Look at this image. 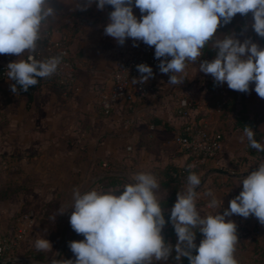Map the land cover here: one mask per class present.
Masks as SVG:
<instances>
[{"label": "crops", "instance_id": "1", "mask_svg": "<svg viewBox=\"0 0 264 264\" xmlns=\"http://www.w3.org/2000/svg\"><path fill=\"white\" fill-rule=\"evenodd\" d=\"M51 3L58 16L50 20L43 38H68L69 55L77 64L76 90L65 93L58 85L40 83L26 93L18 89L14 94L10 87L14 81H0V234L12 235L23 215L32 223L15 255L51 264L62 246L57 260H75L69 242L84 237L69 223L74 188L82 192L93 187L107 189L112 187L107 176L124 177L127 183L138 171L151 172L159 181V171L166 164L191 165L188 151L174 142L187 122L179 114L183 99L190 103L189 119L197 122L205 118L210 129L223 135V153L191 170L201 175V188L210 187L222 204L219 210L210 209L211 199H202L203 205L197 207L201 215L223 214L228 209L223 201L227 184L241 191L242 179L264 161V152L251 148L246 137L242 139L245 126H250L254 138L264 146V98L256 94L254 83L249 93H242L226 83L215 85L210 74L187 65L181 85H170V76L154 73L146 100L133 104L119 101L104 113L94 95L134 41L128 38L119 45L104 34L112 6L100 11L93 4L81 11L74 7L77 0ZM247 38L264 47V38L254 31ZM26 54H0V64L24 59ZM220 100L227 102L224 107L219 106ZM128 146L130 150H126ZM163 194L159 190L160 198ZM59 208L68 210L60 215ZM228 219L236 221L234 215ZM247 220V227L250 223L255 228L258 243H264V225L254 215ZM38 238H47L52 250L37 251L34 244ZM30 253L45 260L54 256L45 262Z\"/></svg>", "mask_w": 264, "mask_h": 264}, {"label": "clouds", "instance_id": "2", "mask_svg": "<svg viewBox=\"0 0 264 264\" xmlns=\"http://www.w3.org/2000/svg\"><path fill=\"white\" fill-rule=\"evenodd\" d=\"M93 4L100 11L106 6L114 9L108 14L104 34L119 45L131 38L134 47L136 41L154 46L159 71L171 73L168 84L181 85L187 65L197 63L211 42L215 58L201 61L198 71L210 74L215 85L226 83L242 93H249L254 83V91L264 98V47L250 38L241 42L231 32L217 36L218 28L229 24L236 14L246 17L251 13V28L264 38V0H77L74 7L85 11ZM134 7L141 13L139 19ZM57 16L51 0H0V54H29L7 65V79L15 81L10 86L14 94L18 86L27 92L39 79L58 71L63 54L36 58L45 29ZM136 68L140 76L131 80L133 85L153 78V69L147 64ZM254 136L252 127L245 126L242 139L246 137L251 148L264 152ZM186 181L170 213L178 237L175 246L162 235L168 221L159 197L160 183L153 173L134 172L129 182L107 189L93 187L82 192L74 188L69 223L84 239L69 242L75 260L53 259L51 264H166L173 248L177 261L187 257L190 264H239L237 225L226 217L254 215L264 225V161L242 179V190L223 214L215 211L202 216L197 208L201 175L190 171ZM205 195L211 197L208 208H221V200L211 190ZM68 209L59 208L57 214ZM197 232L203 236L199 245L195 243ZM34 246L40 252L52 250L47 238L36 239Z\"/></svg>", "mask_w": 264, "mask_h": 264}, {"label": "built area", "instance_id": "3", "mask_svg": "<svg viewBox=\"0 0 264 264\" xmlns=\"http://www.w3.org/2000/svg\"><path fill=\"white\" fill-rule=\"evenodd\" d=\"M138 46H132L128 52L119 60V62L106 74L100 87L94 95V101L98 107L104 112L109 113L119 101L128 104L138 103L146 100L150 95L149 80L141 85L139 83L133 85L131 80L138 78L140 73L136 66L145 63L153 69V73H161L158 68L159 60L154 56V46H148L142 41L135 42ZM63 54L62 63L58 67V71L49 78H42L41 83H52L63 88L64 92L75 91L77 87V64L69 55L68 38L61 37L59 39L48 40L47 44L38 48L36 57L40 59ZM28 53L24 57H28ZM171 73L164 74L168 77ZM7 79V65L0 64V81ZM21 93H26L20 90ZM223 100L218 102L219 106H223ZM190 103L183 99L179 102V114L187 119L186 125L182 133L174 137V142L182 148H185L192 160V168L185 167L181 172L193 170L197 166L204 165L209 160L216 159L224 151V139L220 131L210 129L205 118H201L197 122L189 119ZM130 150V147H126ZM103 166H107L103 164ZM239 192L233 187L227 185L223 192V201L226 208L229 207V201L237 196ZM236 221H244L246 218L234 215ZM32 223L28 215H23L20 225L10 236L0 234V259L7 256L15 255L16 249L25 239L26 233L31 228Z\"/></svg>", "mask_w": 264, "mask_h": 264}, {"label": "rangeland", "instance_id": "4", "mask_svg": "<svg viewBox=\"0 0 264 264\" xmlns=\"http://www.w3.org/2000/svg\"><path fill=\"white\" fill-rule=\"evenodd\" d=\"M133 11L135 14H141L138 8L134 7ZM137 18L139 19L140 17L137 16ZM252 21H253V18H252L251 13H249L246 17L240 14H236V16L233 18V20L229 24L221 25L218 28L217 36L222 38V35H226L231 32V33H235L238 39L244 40L250 35V33L254 31L251 28ZM215 54H216L215 50L212 48L211 42H209L208 44L205 45L202 56L199 58L197 63H189L188 65L192 67L193 70L196 67L199 68V63L201 61L203 60L211 61L209 58L211 56H215ZM109 163L112 165L111 162ZM186 183L187 181L183 184L181 188V192L184 190ZM227 185H230V184H227ZM201 186L197 189V191L200 193V196H199L200 198L198 199L199 201H197L198 208L201 205H203L202 199H205V200L211 199V198H207V196L205 195V193L208 190H210V187L202 189ZM230 186L233 187L235 191L240 193V190L236 188L234 185L233 186L230 185ZM247 219L248 218H246L242 222L235 221L237 225V235L239 238V242H238L237 250H236V258L238 259L239 264H264V243H258L257 239L255 238V235H256L255 228L252 227L250 223H249L250 227H247L246 225V223H248ZM162 235L164 236V239L166 242L170 243L173 246L176 245L178 237L175 233L174 227L171 224V222L165 225L162 231ZM202 238H203L202 234L197 232L195 243L199 245ZM60 241H62V238L60 239ZM29 256L35 259L37 258L45 262H48L49 260H51V258L54 255H50V257H47L46 260L44 259L43 256H40L37 253H30ZM175 256H176V252L173 248V252L171 256L169 257V260L166 262V264H178V261L175 259ZM156 264H165V262H156Z\"/></svg>", "mask_w": 264, "mask_h": 264}, {"label": "trees", "instance_id": "5", "mask_svg": "<svg viewBox=\"0 0 264 264\" xmlns=\"http://www.w3.org/2000/svg\"><path fill=\"white\" fill-rule=\"evenodd\" d=\"M48 42L47 38H43L39 44L38 48L44 47ZM37 59H40L36 57ZM42 79V78H41ZM41 79H39L38 84L41 83ZM15 83V81H14ZM37 84V85H38ZM36 86V85H35ZM35 86H30L28 91L33 89ZM18 89L20 90L19 86ZM227 102L223 103V107L226 105ZM244 118V117H243ZM241 118V120L243 119ZM185 167H179L175 164H166L163 166L159 171V183L160 188L159 190L163 191V196L160 198L162 206L165 208V214H167L169 211H171L174 203L177 200V193L181 192V188L183 184L186 182V178L189 174V170L187 169L184 173L181 172ZM108 179V185L115 187L118 185H123L125 183L124 177L119 176H107ZM170 220L166 223L169 224ZM195 254V252L193 253ZM178 264H190L187 257H181L178 260Z\"/></svg>", "mask_w": 264, "mask_h": 264}, {"label": "water", "instance_id": "6", "mask_svg": "<svg viewBox=\"0 0 264 264\" xmlns=\"http://www.w3.org/2000/svg\"><path fill=\"white\" fill-rule=\"evenodd\" d=\"M220 172H224V171H220ZM170 213L171 211H169L167 214H165V220L168 221L170 220ZM62 250V246L59 247V249L56 252V255L53 259H57L58 256L60 255ZM57 253L59 255H57ZM26 262H30L33 264H49V263H39L36 261H33L32 259L28 258V257H21V256H17V255H12V256H7L5 258L0 259V264H24Z\"/></svg>", "mask_w": 264, "mask_h": 264}]
</instances>
